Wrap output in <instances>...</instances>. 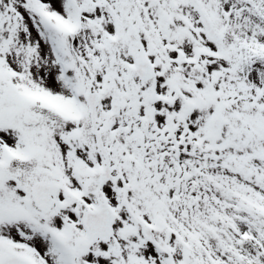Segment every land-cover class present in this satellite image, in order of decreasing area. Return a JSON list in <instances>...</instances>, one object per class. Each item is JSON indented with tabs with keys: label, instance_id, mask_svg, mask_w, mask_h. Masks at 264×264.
<instances>
[{
	"label": "snow or ice",
	"instance_id": "6c2138e0",
	"mask_svg": "<svg viewBox=\"0 0 264 264\" xmlns=\"http://www.w3.org/2000/svg\"><path fill=\"white\" fill-rule=\"evenodd\" d=\"M0 264H264V0H0Z\"/></svg>",
	"mask_w": 264,
	"mask_h": 264
}]
</instances>
